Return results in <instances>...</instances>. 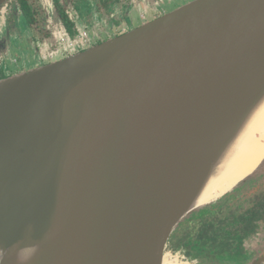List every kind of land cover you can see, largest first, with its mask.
Here are the masks:
<instances>
[{"label":"water","instance_id":"95a60500","mask_svg":"<svg viewBox=\"0 0 264 264\" xmlns=\"http://www.w3.org/2000/svg\"><path fill=\"white\" fill-rule=\"evenodd\" d=\"M263 76L264 0H192L0 79V264L54 232L56 255L38 264H188L167 250L173 231L264 180L263 158L183 210L196 170Z\"/></svg>","mask_w":264,"mask_h":264},{"label":"flooded vegetation","instance_id":"af4514ba","mask_svg":"<svg viewBox=\"0 0 264 264\" xmlns=\"http://www.w3.org/2000/svg\"><path fill=\"white\" fill-rule=\"evenodd\" d=\"M37 2L38 0H0V10L7 14H15L17 18H23L28 31L35 34L39 45L45 48L46 54L56 49L57 45L61 47L60 39L58 42L54 40L57 21L59 26L69 33L77 32V24L94 26L93 32L97 36L94 41H98H91L87 37V32L82 29V32L77 33L74 47L62 49L67 50L64 53L61 52V55L66 57L138 27L127 30L116 26L117 12L123 9L129 12L134 5L132 0H51L54 11L53 20H45L44 11ZM10 3L15 6L14 9L12 8L13 13L9 12ZM161 12L156 13L152 19L163 14ZM146 22L148 21L143 22L142 25ZM5 23L8 25L7 20ZM113 26L114 29H112ZM3 37L0 41V70L4 67L3 53L7 48L8 35L5 34ZM81 37L85 39L82 40ZM44 65L47 64H40V66ZM12 75L3 78H1L3 75H0V78L4 79ZM22 152H26L24 147L16 152L15 158ZM262 177L251 179L230 190L207 209L201 211L197 217L182 223L187 237L177 245H169L171 253H177L188 264L217 263L220 258L234 262H240L239 259L246 260L245 264H264V180Z\"/></svg>","mask_w":264,"mask_h":264},{"label":"bare ground","instance_id":"6f19581e","mask_svg":"<svg viewBox=\"0 0 264 264\" xmlns=\"http://www.w3.org/2000/svg\"><path fill=\"white\" fill-rule=\"evenodd\" d=\"M244 95L229 117L227 131L216 144L213 156L201 163L186 189L182 205L185 212L223 194L264 158V76ZM57 242L59 238L54 232L39 244L17 253L15 264H38L43 257L52 261ZM152 264H161L159 257Z\"/></svg>","mask_w":264,"mask_h":264},{"label":"rangeland","instance_id":"374dc122","mask_svg":"<svg viewBox=\"0 0 264 264\" xmlns=\"http://www.w3.org/2000/svg\"><path fill=\"white\" fill-rule=\"evenodd\" d=\"M134 5L133 8L127 12L125 9L117 12L118 24L116 25L118 28H126L127 30L139 27L143 22L151 20L156 13L161 12H170L173 9L188 3L192 0H132ZM136 2L140 4L137 5ZM159 2V3H158ZM38 5L42 8L45 14V20H53L52 14V3L51 0H38ZM158 3V4H154ZM15 8L13 3L9 5V12ZM13 13V12H12ZM0 10V41L5 34L8 35L6 39V51H4L5 59L4 67L0 70V75H3L1 78L6 77L8 75H15L16 73H21L22 71L27 72L31 69L39 67L40 64H49L55 61H59L66 56L61 55V52H66L67 50H62L64 48L69 49L65 44L57 45L55 51L48 54L46 57L45 48L39 45V41L37 37L32 32L28 31V26L26 25L23 18H17L15 14H7ZM144 15V17H142ZM47 17V18H46ZM7 20L8 25L5 23ZM56 22V20H55ZM7 25V31H4V27ZM56 35L54 36V40L58 42L61 37H69V32H66L59 26V22L57 21L55 25ZM77 32H73L74 36L77 37V33L82 32L84 29L88 34V39L94 41L96 34H94V26H88L83 24H77ZM114 29V26L112 27ZM51 36V34H50ZM100 36V34H99ZM98 36V37H99ZM97 37V36H96ZM71 39V37H69ZM82 40L85 38L81 37ZM98 40H95L96 42ZM1 53V57L3 58ZM45 56V57H44ZM0 78V79H1ZM179 256L177 253L174 254ZM180 258V257H179ZM182 261L183 259L180 258ZM240 262H234L230 260H224L223 258L219 260V262H225L226 264H245L246 260L239 259ZM232 262V263H230ZM212 262H209L211 264ZM214 264V263H212ZM249 264V263H248Z\"/></svg>","mask_w":264,"mask_h":264},{"label":"trees","instance_id":"16d2710c","mask_svg":"<svg viewBox=\"0 0 264 264\" xmlns=\"http://www.w3.org/2000/svg\"><path fill=\"white\" fill-rule=\"evenodd\" d=\"M208 207V206H207ZM207 207L206 208H204V209H202V210H200V211H198L196 214H194V215H192V217H190L189 219H191V218H195V217H197V215L198 214H200L201 213V211H203V210H205V209H207ZM188 220V219H187ZM186 220V221H187ZM186 221H184L183 223H185ZM178 229V230H177ZM173 233H174V235H173ZM173 233L171 234V236H170V238H169V241H168V244H167V250H169V248H171L170 246L172 245H177V243H181L184 239H185V237H187V232H184L183 231V225H182V223L173 231ZM173 236V237H172ZM214 240H215V238H214ZM170 245V246H169ZM169 247V248H168ZM172 249H174V248H172ZM171 251V250H170ZM219 257H223V256H219ZM220 259H222V258H220ZM212 263H215V262H212ZM211 263V264H212ZM206 264H209V262L208 263H206Z\"/></svg>","mask_w":264,"mask_h":264},{"label":"built area","instance_id":"2783aa9c","mask_svg":"<svg viewBox=\"0 0 264 264\" xmlns=\"http://www.w3.org/2000/svg\"><path fill=\"white\" fill-rule=\"evenodd\" d=\"M76 41H77L76 37H71V39H69V37L63 36L60 38V43L65 44L67 47H70L69 49L74 47Z\"/></svg>","mask_w":264,"mask_h":264},{"label":"crops","instance_id":"0c3cea01","mask_svg":"<svg viewBox=\"0 0 264 264\" xmlns=\"http://www.w3.org/2000/svg\"><path fill=\"white\" fill-rule=\"evenodd\" d=\"M69 37H73L74 36V33H70L69 35H68ZM53 51H55V49H52V52ZM50 52H51V50H50ZM23 72V71H22Z\"/></svg>","mask_w":264,"mask_h":264}]
</instances>
